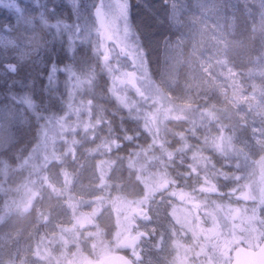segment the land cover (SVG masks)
Returning <instances> with one entry per match:
<instances>
[{"label": "rangeland", "instance_id": "rangeland-1", "mask_svg": "<svg viewBox=\"0 0 264 264\" xmlns=\"http://www.w3.org/2000/svg\"><path fill=\"white\" fill-rule=\"evenodd\" d=\"M81 2L0 0L10 13L7 19L0 16V56H15L24 71L36 75L34 69L47 68L50 55L59 53L65 63L86 62L87 51L81 53L80 48L92 47V54L100 47L111 59L108 46L115 43L129 52L140 51L136 71L126 62L116 74L118 86L136 91L128 103L132 110L149 119L156 116L157 103L145 97L148 89H156L149 80L153 73L179 102L201 105L214 97L232 106L231 115L242 131L228 140L240 160L232 158L234 148L228 146L226 134L219 133L217 151L207 148L216 167L203 181L195 186L178 166L175 183L181 190L171 189L165 202L153 207L149 220L129 224L140 209L123 200L114 209L121 248L143 255L141 264H230L237 244L254 248L264 238V0H84L95 10V24H70L69 5L77 8ZM39 8L46 14L51 10V19L41 17L46 24L38 20ZM12 16L19 24L9 22ZM28 121L23 106L0 94V152L10 147L18 128ZM75 124L83 133L91 126L84 116ZM195 131L205 137L206 131ZM211 134L215 135L213 129ZM82 142L95 150L88 138ZM71 158L64 168L57 156L45 183L24 172L9 182L8 189L15 192L9 198L23 210L0 221V264H92L75 251L77 227L91 223L90 217L99 211L98 206L92 208L88 193L97 178L103 183L117 160L108 154L93 157L89 151ZM42 184L46 187L35 197L37 212L30 194ZM48 188L59 202L48 198ZM121 211L127 213L123 218ZM111 254L106 251L101 263Z\"/></svg>", "mask_w": 264, "mask_h": 264}, {"label": "trees", "instance_id": "trees-1", "mask_svg": "<svg viewBox=\"0 0 264 264\" xmlns=\"http://www.w3.org/2000/svg\"><path fill=\"white\" fill-rule=\"evenodd\" d=\"M39 9L41 12L38 14L42 16L38 20L46 24L47 21L43 19L52 18L51 10L47 9L48 15L46 9ZM9 19V22L19 24L17 18L12 16ZM69 47L74 49L75 46ZM108 47L113 57L111 59L106 58L105 51L100 47L93 49L96 55L94 52V55L91 54L92 47L86 50L80 48L81 53L87 51L84 55L86 62L82 61L81 64L73 59L65 63V58L59 53L50 55L47 68L34 69L36 75L29 74V70L24 71L21 64L14 61L17 59L15 56L14 59L12 55L0 56V71L3 72L7 65L4 77L0 74V94L23 106L24 115L29 120L28 124L18 128L10 147L0 152L1 222L12 212L23 210L9 198L15 193L14 188L8 189V186L12 187L9 182L14 175L24 172L35 182L45 183L43 179L52 162L58 160L57 156L61 158L59 163L66 168L71 157L78 155V152L85 156L89 151L93 157L108 154L110 160H120L121 157L128 159L129 150L136 149L146 156L141 165L146 171L157 161L161 170L167 169L172 180L167 187L173 190H181L179 184L175 183L176 167L181 166L189 176L187 179H191L195 186L210 175L209 170L215 169L216 166L207 157V148L209 152L217 151L219 133L226 134L228 146L230 144V148H234L232 158L236 161L241 159L233 141L228 140L242 131L236 124L238 119L231 115L234 112L232 106H223L215 102L214 97L201 105L179 102L171 98L153 73L149 80L156 89H148L149 94L145 97L153 99L157 109L156 116L149 119L146 113L134 111L128 105L135 90L118 86L116 79L117 71L124 70L126 62L129 65L132 62L131 68L137 70L135 57L141 56L140 51L129 52L115 43ZM8 64L14 68L8 67ZM83 116L91 125L86 134L82 132L81 125L75 124ZM72 122L75 123L71 125ZM195 129L206 131L205 137L204 133L196 136ZM212 129L215 135L211 134ZM83 138H88L89 144L96 146L95 150L83 143ZM155 171L149 172L147 179H151ZM160 179L163 184L169 183L162 176Z\"/></svg>", "mask_w": 264, "mask_h": 264}, {"label": "clouds", "instance_id": "clouds-1", "mask_svg": "<svg viewBox=\"0 0 264 264\" xmlns=\"http://www.w3.org/2000/svg\"><path fill=\"white\" fill-rule=\"evenodd\" d=\"M71 8V6L69 5ZM10 15L7 8H0V16L5 19ZM66 15H69L66 13ZM70 24L82 22L85 25L95 24V10L90 7L84 0L77 8H72L70 12ZM130 22V19L129 21ZM37 55L39 52L37 51ZM146 156L141 155L136 149L129 150V158L121 157L114 164L111 173L104 178L103 183L97 180L93 184L92 190L88 195L92 198V208L99 207V211L90 217L91 223L86 224L83 228L77 227L76 232V249L77 254L86 255L92 264H101L104 253L111 252L117 255H123L127 251L122 249L119 239L116 236L118 231L115 220L116 205L123 200L130 203L132 208H139L140 213L132 215L129 224H135L139 221H147L155 205H161L165 202L166 197L171 194V187H165L160 177L169 181L172 180L168 175L167 169L161 170L160 162L157 161L147 171L141 167ZM153 169L156 171L152 174L151 179H147L149 172ZM21 174V182H22ZM17 187L19 185L17 184ZM46 187L42 184L39 189L30 195L34 200L33 207L39 212V207L35 204V197L40 196L41 190ZM56 197V192L48 188V198ZM43 199V196H41ZM57 201L61 199L56 197ZM31 212V209H29ZM123 218L127 215L124 211L119 213ZM129 259L130 264H136L134 259Z\"/></svg>", "mask_w": 264, "mask_h": 264}, {"label": "water", "instance_id": "water-1", "mask_svg": "<svg viewBox=\"0 0 264 264\" xmlns=\"http://www.w3.org/2000/svg\"><path fill=\"white\" fill-rule=\"evenodd\" d=\"M8 67L14 68L10 64H8ZM238 215L239 212L236 213V217ZM126 257L124 254H116L112 256L107 264H130L129 259H126ZM232 264H264V241L256 250L247 246L236 247L234 249Z\"/></svg>", "mask_w": 264, "mask_h": 264}, {"label": "flooded vegetation", "instance_id": "flooded-vegetation-1", "mask_svg": "<svg viewBox=\"0 0 264 264\" xmlns=\"http://www.w3.org/2000/svg\"><path fill=\"white\" fill-rule=\"evenodd\" d=\"M238 212V211H237ZM140 213V212H139ZM264 241V238H262V240L254 247V248H252V247H250V248H252V249H257V248H259V246L261 245V243ZM238 246H247V247H249L248 245H244V244H237L235 247H234V249L236 248V247H238ZM234 249H233V252H232V255H231V260H229V263L230 264H232V260H233V255H234ZM114 255H116V254H111L110 256H109V258L105 261V262H103V263H101V264H107L108 263V261L112 258V256H114ZM125 256H127V257H130L131 259H134L135 260V262H136V264H141V262L139 261L140 259H143V255H141L140 253H137V254H133L130 250H128L127 249V251L125 252V254H124Z\"/></svg>", "mask_w": 264, "mask_h": 264}]
</instances>
